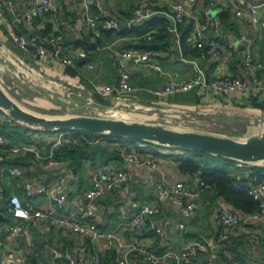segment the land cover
<instances>
[{
  "label": "crops",
  "instance_id": "0c3cea01",
  "mask_svg": "<svg viewBox=\"0 0 264 264\" xmlns=\"http://www.w3.org/2000/svg\"><path fill=\"white\" fill-rule=\"evenodd\" d=\"M14 1L17 13L21 14L29 0ZM80 1L55 0L54 13L36 18L33 25L34 29L40 33L51 32L54 30L52 18L56 16L60 21L58 31L63 34L64 41L68 39L64 42L65 50L88 51V57L77 58L73 67L59 64L52 56L40 63L31 53H27L37 63L33 65L34 68L38 70L39 66L43 68L40 75H43L42 83L46 86H44L45 94L41 93L43 98L40 100L45 99L49 103L47 110L49 112L43 113L108 115L113 110L111 107L100 105L91 95L95 84H115L118 81V67L112 62L111 51L106 48L112 43L121 50L137 49L157 52L151 59L160 67L159 70L127 61L126 67L130 73V83L134 91L114 93L108 97L116 109L133 110H120L127 113L129 117L163 123L151 119L158 118L157 114L161 112L174 111L188 116L189 120L197 125L196 127L199 126V129H195L198 131L234 137L264 133V88H258L264 85V9L260 8L257 15L244 10L242 15L236 16L235 12L239 8L237 0H216L217 4L207 36L211 37L214 34L215 24L219 22L218 42L223 46L224 54L215 57L207 48L196 47L191 41L193 23L196 19L203 18V4L206 0H151L143 10H138L137 0H97L90 9L92 16L114 19L118 23L127 24V27L113 29L103 26L100 22L97 25L101 32L97 41L100 48L94 46L92 49H86L83 46V42L88 39V34L79 16ZM246 1L260 3L264 0ZM171 2H180L187 12L183 22L175 20L169 8ZM150 21L157 25L152 31L145 32L141 36L117 33L119 30L142 26ZM6 23L12 24L15 29L26 34L32 30L23 22L14 23L8 11ZM161 27L164 29L159 32ZM1 30L2 33H6L5 27ZM242 34H245L246 38L240 40ZM145 40L157 49L148 50L142 47L147 43ZM229 42L235 43L236 48H229L227 45ZM247 51L252 53L255 61L262 63L261 67L255 70V80L246 74L243 67V59ZM1 52L4 55H10L5 47L1 48ZM50 73L63 75L65 79L83 84L84 87H64L54 81ZM221 75L243 78L248 83V92L246 94L239 91L216 93L196 88L166 97H157L152 93L169 79H187L196 76L208 79ZM137 111H151L152 116L155 117L151 118ZM2 122H8V125L13 127L11 134L14 138L11 140L6 137L9 141L25 142L40 154L48 153L55 131H45L21 123L15 125L6 113L0 114V128ZM71 131L77 138L76 142L63 143L55 148V155L67 161L68 164L65 167H45L31 151L8 155L6 151L0 149V154H4L3 159L0 160V194L2 196L0 228L5 223L13 222H18L27 228L26 234H17L11 241L0 247V264H11L6 255L9 249L16 254H25L27 256L25 264H67L65 259L54 257L57 251L70 253L75 257L82 253L83 259L78 264H89L92 255L93 244L87 236L71 233L67 228L56 227L44 221H37L32 225L27 221L14 219L9 213L3 212L8 207L7 202L12 194L36 207L50 205L60 215L66 217L79 216L85 207L91 204L93 208L101 211L99 227L102 230L112 231L122 240L139 237L150 250L155 252L178 249L189 241L212 242L213 248L198 253L189 264H207L208 258H212L215 264H232V259H238L242 264L264 263V216L252 219L250 216L253 212H241L236 209L212 185L203 187L195 198L198 210L194 217L183 216L175 203L170 200H163L159 211L149 216L139 229L131 228L124 219L119 217L120 213L135 211L144 203L155 199V186L160 181L169 185L184 182L191 188L197 187L195 174L200 176V172L181 171L176 158L179 155L197 156L198 153L186 152L178 147L157 143L149 144L141 149L136 147L135 140L125 137L114 139L106 134L88 136L90 140L87 141L79 137L83 132ZM116 142L125 143L141 154L150 155L157 161V167H135L125 163L115 148ZM224 163L230 165V172L237 173L245 179L248 186L255 178L251 175V166L260 165L250 163L239 167L235 160L224 161ZM10 166L19 168L21 174L9 173L7 169ZM115 169L130 172L128 183L89 202L84 193L92 186V173L98 172L104 175ZM61 175L65 176V181L62 185L63 201L60 206L51 202L45 195L28 196L24 190L25 183H30L33 189H37L43 185L53 184ZM257 201L258 211L264 203V197ZM228 206L230 210L235 209L233 211L239 214L241 221L232 241L225 244L219 240L221 227L215 214L219 208H228ZM243 227L246 228L245 231L248 230V233L243 231ZM156 228H160L162 232L158 233ZM249 233L258 237V243L249 241ZM1 237L3 233H0ZM97 247L101 264H117L113 248L106 247L104 241H99ZM131 257L135 259L136 264H146L140 256L131 255Z\"/></svg>",
  "mask_w": 264,
  "mask_h": 264
},
{
  "label": "built area",
  "instance_id": "2783aa9c",
  "mask_svg": "<svg viewBox=\"0 0 264 264\" xmlns=\"http://www.w3.org/2000/svg\"><path fill=\"white\" fill-rule=\"evenodd\" d=\"M194 1V0H190ZM238 9L236 16L242 15L243 11H249L252 15H257L260 8L264 7V1L260 3H251L246 0H237ZM138 10L145 9L151 0H137ZM97 3V0H81L79 2V16L87 29L89 41L95 43L96 48H100L97 43L100 37V29L97 25L102 22L103 26L113 29L118 28V21L114 19H105L95 17L90 14L91 6ZM216 0H206L203 4V18L196 19L193 23L191 31V41L199 48H207L211 55L220 57L224 54V48L218 42L217 31L220 28L219 22L215 24V32L211 37L207 36L212 14L216 8ZM169 8L173 13L176 21L183 22L185 20L186 11L180 2H171ZM55 10V0H29L27 7L20 14L17 13V6L14 0H0V28L5 27L6 33L11 41L17 46L19 50L24 53H31L37 58L38 62H45L49 56H52L59 64L63 66L73 67L75 60L86 59L88 51L84 49H69L65 50L64 37L58 31L60 21L56 16L52 18L54 30L48 33H40L34 29L35 19L44 15L53 14ZM10 12L12 20L16 24L24 23L29 29H32L29 34H26L13 25H7L6 12ZM245 34L240 36V40L245 39ZM229 48H236L235 43H227ZM111 51L112 62L118 67L119 78L115 84H95L94 91L103 97H110L114 93H127L134 91L130 83V73L127 70L126 62L131 61L134 64H144L153 69L159 70L160 67L151 59L152 55L157 52L140 51L137 49H117L114 44L106 46ZM24 60V59H23ZM29 65V63H27ZM262 63L253 59L252 53L247 51L243 59V67L245 72L253 80L255 77V70L260 68ZM91 66V64H89ZM39 71L42 72V66H39ZM50 77L62 86H76L83 88V84L76 83L72 80L65 79L63 75H55L50 73ZM202 88L211 90L216 93H230L241 92L246 94L249 86L246 80L241 77H233L230 75L215 76L208 79L196 76L187 79H169L163 86L156 88L152 93L157 97H166L172 94L182 93L185 91ZM264 88V85L258 87ZM101 135V134H100ZM80 138L89 141L88 136L84 133L79 135ZM115 137L116 136H111ZM77 138L72 135L71 130L55 131V135L51 139V147L47 154H40L29 144L25 142L13 143L10 142L4 135L3 129L0 128V149L6 151L8 155H16L18 153L31 151L34 152L36 158L42 162L45 167H65L67 161L55 155V148L63 143H75ZM136 147L146 148L149 142L145 140H135ZM125 163L139 167L145 166L149 168L157 167V161L150 155L141 154L135 148L127 146L125 143L116 142L115 147ZM4 154H0V160L3 159ZM236 165L242 167L246 163L242 160H235ZM7 171L13 175H20L21 170L15 166H10ZM130 179V172L123 169H115L109 171L107 174L98 172L92 173V186L85 191L84 196L92 202L94 199L102 196L104 193L119 189L126 185ZM65 181V176L61 175L53 184L43 185L37 189H33L30 183L24 184V190L28 196L35 194H42L49 198V200L58 206L63 201L62 185ZM195 182L197 187L191 188L187 183L177 182L169 185L164 181L156 184V198L144 203L135 211L122 212L119 214L121 219L133 229H139L149 216L157 213L160 209V204L163 200H170L175 203L180 213L185 217H194L197 214L198 203L196 197L206 184L198 174H195ZM247 192L255 200H260L264 197V180L257 181L256 178L249 184ZM0 194V203H1ZM8 207L3 211L9 213L14 219L24 220L30 224H35L37 221L48 222L56 227L67 228L71 233L87 236L93 244L92 255L89 264H101V257L98 254L97 243L104 241L106 247L113 248L116 254L117 264H136L135 259L131 257H141L146 264H189L193 257L198 253L206 252L213 248L212 242L207 241H189L184 243L178 249H165L161 252H155L148 248V245L139 237H132L128 240L120 239L112 231H104L99 227L101 219V211L93 208L88 204L79 216L66 217L60 215L57 210L48 206L36 207L30 202H23L15 194L10 195L8 199ZM2 210L0 204V211ZM216 219L221 227L219 233V240L225 244L230 243L237 229L240 227L241 218L236 211L230 210L227 207H221L217 210ZM264 216V203L259 210L251 214L252 219L262 218ZM182 227V224H179ZM243 227V231L248 233V230ZM158 233H161L160 228H156ZM0 233L3 237L0 238V247L4 246L6 242L11 241L17 234H26L27 228L18 223H5L0 228ZM251 243H258V237L253 233H249L248 237ZM83 251V250H82ZM11 264H25L27 256L25 254H16L9 249L6 252ZM82 253L78 257L72 256L70 253L55 252L54 257L63 258L67 264H78L82 259ZM207 264H215L212 258L207 259ZM232 264H242L238 259H232ZM264 264V263H263Z\"/></svg>",
  "mask_w": 264,
  "mask_h": 264
},
{
  "label": "water",
  "instance_id": "95a60500",
  "mask_svg": "<svg viewBox=\"0 0 264 264\" xmlns=\"http://www.w3.org/2000/svg\"><path fill=\"white\" fill-rule=\"evenodd\" d=\"M118 27L123 29L127 27V24L119 23ZM66 40L68 39H65L64 42ZM1 45L3 42L0 39ZM91 95L100 105L116 109L110 98L103 97L95 91ZM0 109L13 121L41 130L80 129L92 135L106 134L132 140H145L159 145L264 165V133L247 137H234L198 130L178 129L159 122L127 119L110 114H48L22 106L7 93L1 84ZM228 208L230 207L228 206Z\"/></svg>",
  "mask_w": 264,
  "mask_h": 264
},
{
  "label": "trees",
  "instance_id": "16d2710c",
  "mask_svg": "<svg viewBox=\"0 0 264 264\" xmlns=\"http://www.w3.org/2000/svg\"><path fill=\"white\" fill-rule=\"evenodd\" d=\"M155 25H157V23L150 21L148 23H145L142 26H134L128 29L119 30L117 31V33L122 34V35L131 34L134 36H141L143 33L145 34V32L147 33L148 31H152ZM163 29L164 27H161V29H159L160 30L159 32H161V30ZM154 37H156V35H154ZM83 43H84L83 46L86 49H92L95 46V43H91L89 41V38L85 40ZM142 47L148 50L157 49V47L155 46H150V43L148 41L146 44H143ZM40 101L41 103L39 104L34 103L32 105L37 107V110L41 112H49L47 111L49 108L48 101L45 99L40 100ZM0 114H5V113L0 109ZM10 120L15 125H18V123H15L11 118ZM2 125L4 126V128L2 129H3V133L5 137L9 139L14 138L11 134L13 132V129H12L13 127L7 128L8 122H5V123L2 122L1 126ZM74 130L81 131L89 137H94V136L99 135V134L92 135L80 129H74ZM45 131H48V130H45ZM62 131H67V130H62ZM183 150H185L186 152L193 151V150H188V149H183ZM194 152L198 153L197 156L179 155L176 158L178 162V168L181 171L188 172V173H195L199 171L200 178L206 184L214 186L217 189L218 193L223 195L224 198L227 200V202L231 204L233 207L240 210L241 212H256L257 211L258 201L248 194L247 192L248 185H247L246 180L241 178L239 174L230 172L229 171L230 165L227 163H224V161L232 162L234 161L233 159H229V158H225V157H221V156H217L213 154L203 153L199 151H194ZM251 170H252L251 175L255 176L257 181L264 180V166L252 165Z\"/></svg>",
  "mask_w": 264,
  "mask_h": 264
},
{
  "label": "rangeland",
  "instance_id": "374dc122",
  "mask_svg": "<svg viewBox=\"0 0 264 264\" xmlns=\"http://www.w3.org/2000/svg\"><path fill=\"white\" fill-rule=\"evenodd\" d=\"M1 31L2 30L0 28V39L2 40L6 49L10 52V55L5 54L7 57L6 58L4 54L0 53V84L19 104L26 108L41 112L37 110V107L33 106L32 104L41 103L39 100L43 98V96L41 97V93L45 94L44 86H46V84L42 83L43 75H40L42 72L34 68L33 65H37L35 59L31 57L30 54L21 52V50H19L8 37L7 33H2ZM27 63L32 65H28ZM44 77L47 78L46 75H44ZM118 110L133 111L124 108ZM137 112L142 115H147L151 118L155 117L152 116L151 111ZM157 116L158 118L155 117L151 120H158L167 126L178 129H199V126L196 127L197 125L191 122L189 117L185 116L183 113L179 114L178 112L168 111L161 112L157 114ZM2 127L4 128L3 125ZM7 128L12 127L8 125Z\"/></svg>",
  "mask_w": 264,
  "mask_h": 264
},
{
  "label": "bare ground",
  "instance_id": "6f19581e",
  "mask_svg": "<svg viewBox=\"0 0 264 264\" xmlns=\"http://www.w3.org/2000/svg\"><path fill=\"white\" fill-rule=\"evenodd\" d=\"M4 48L5 46L4 45H1L0 46V53H2L1 52V48ZM6 48V47H5ZM3 54V53H2ZM110 115H114V116H118V117H123V118H127V119H133V118H131V117H129V115L127 114V113H125V112H123V111H120V110H118V109H113V110H111V112L109 113Z\"/></svg>",
  "mask_w": 264,
  "mask_h": 264
}]
</instances>
